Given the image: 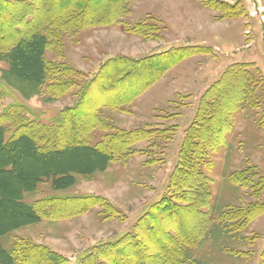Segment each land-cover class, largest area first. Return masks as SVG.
<instances>
[{"label": "rangeland", "instance_id": "obj_1", "mask_svg": "<svg viewBox=\"0 0 264 264\" xmlns=\"http://www.w3.org/2000/svg\"><path fill=\"white\" fill-rule=\"evenodd\" d=\"M208 1L211 0H131L130 12L119 24L93 26L72 34L53 31L51 46L45 53L49 71L57 73L63 65L71 66L83 74L80 79L83 81L92 78L113 58L143 59L185 46L205 47V50L172 65L125 106L127 110L104 107L102 116L117 128L160 127L168 131L167 139L136 146L144 150L153 143L150 155L137 153L89 179L78 176L75 186L64 191L55 192L51 182L44 181L37 191L25 197L29 203L50 196H102L120 211L119 218L104 219L101 208L96 207L68 220L42 221L21 228L17 230L18 237L46 245L75 264L76 259L97 245L133 232L143 215L169 194L170 177L178 163L186 131L194 124L206 92L214 87L209 96L220 97L218 101L223 109H218L219 118L230 122L222 145L212 150L206 147V165L202 169L211 181L209 214L214 219L209 231L194 247H188L186 253L201 264H264V214L237 234L226 230V223L217 219L231 208L264 201V191L254 194V188L244 189L233 181L234 175L242 172L247 177L254 175L253 183L264 177V0ZM36 51L34 46L22 53L17 67L27 80L39 69ZM30 57L36 60V66L27 65ZM7 68L8 63L0 61V71ZM65 75L58 77L66 79ZM0 85V114L11 105L20 104L45 124L54 122L61 110L77 100L76 88L53 102H46L49 98L46 91L25 98L5 83ZM229 109L234 110L232 114ZM101 135L96 133L93 142ZM17 151H8L18 169V176L9 178L11 185L27 182L20 167L28 169L36 167L41 160L51 161L35 158L25 150ZM78 156L95 159L86 152L66 154L54 159L64 161L63 168L49 169L65 174L67 166H82L74 161ZM4 180L5 177H0V185ZM0 196L4 202L0 204L2 227L10 216L22 213L11 206L12 195L3 188ZM186 214L182 218L184 224L190 223Z\"/></svg>", "mask_w": 264, "mask_h": 264}, {"label": "trees", "instance_id": "obj_2", "mask_svg": "<svg viewBox=\"0 0 264 264\" xmlns=\"http://www.w3.org/2000/svg\"><path fill=\"white\" fill-rule=\"evenodd\" d=\"M130 2L131 0H0V61L8 63L7 70L0 71V84L5 83L25 98L46 91L49 96L46 102H53L69 94L72 89H78L75 103L61 110L58 119L50 124L33 118L30 110L20 104L11 105L0 114V177H5L0 190L3 188L12 195L11 206L22 213L14 214V218L10 216L4 226L17 217L21 221L19 225L0 233V264H70L69 258L48 246L13 233L42 221L55 222L82 216L96 207L101 208L104 219H118L120 211L102 196H50L30 203L25 202V196L37 191L44 181H50L55 192L67 190L75 186L78 176L89 179L113 163L124 162L137 153L150 155L155 146L149 143L147 149L138 150V144L167 139L165 135L168 131L160 127L132 130L117 128L102 116L103 109L112 107L127 110L125 106L144 93L172 65L205 50V47L171 48L136 60L113 58L92 78L84 81L80 80L83 74L75 68L63 65L62 70L51 73L46 62L45 53L51 46L50 36L53 31L72 34L93 26L119 24L120 19L129 14ZM208 2L211 3L212 0ZM220 6L227 5L220 3ZM34 46L37 47L35 53L39 69L27 80L19 74L17 67L23 54ZM26 63L36 66L37 62L30 57ZM64 74L68 77L61 80L58 76ZM213 88L206 92L194 124L186 131L178 163L170 177L169 194L143 215L133 232L97 245L76 259L75 264H201L188 256L186 249L199 242L198 239L209 231L214 219L209 214L211 181L202 170L206 165V147L209 146L212 150L222 145L230 124L228 120L222 121L219 118L221 113L218 109L223 107L218 101L220 97L212 99L209 96ZM108 92H113V95ZM233 111L229 109L230 114ZM98 132L102 135L98 141L93 142L94 135ZM10 149H18L17 153L25 150L38 159H51L40 161V164L50 163V166L45 167L43 174L33 173L39 164L37 168L20 167L23 180L27 182L11 185L9 178L17 177L18 169L8 153ZM76 152H86L95 159L78 156L75 162L82 166H67V172L62 175V172L49 169L55 168L56 164L52 166L54 163L61 162L54 159L66 154L75 156ZM80 160L92 161L91 168L82 171L86 166ZM252 177H247L242 172L234 175L233 181L241 188H254V194H260V191H264V177L257 183H253ZM2 203L3 197L0 196V204ZM184 213H187V221L190 220V223L182 222ZM263 214L264 201L257 200L244 207L231 208L217 219L226 223V230L237 234Z\"/></svg>", "mask_w": 264, "mask_h": 264}, {"label": "bare ground", "instance_id": "obj_3", "mask_svg": "<svg viewBox=\"0 0 264 264\" xmlns=\"http://www.w3.org/2000/svg\"><path fill=\"white\" fill-rule=\"evenodd\" d=\"M85 159V158H84ZM89 159V158H88ZM69 160V159H68ZM92 160V159H91ZM75 161V160H74ZM10 162V161H9ZM80 162H82L86 167L84 168V169H82V171H86L88 168H91V163H92V161L91 162H89L88 160H80ZM97 162V161H96ZM99 162V161H98ZM50 163H41V164H39L40 166L38 167V169H36L35 170V172H34V170H33V173H42L43 171H44V169H45V167L47 166V165H49ZM52 164V163H51ZM56 164V165H55ZM65 165V163H63L62 161L61 162H56V163H54L52 166H60V165ZM96 164V163H95ZM50 166V165H49ZM58 166V167H59ZM61 167V166H60ZM59 167V168H60ZM75 167V166H74ZM37 168V167H36ZM63 168V167H62ZM68 168V167H67ZM70 169V168H69ZM49 170V169H48ZM54 171V170H53ZM29 172H30V170H29ZM45 172V171H44ZM57 172V171H56ZM43 174V173H42ZM13 218H14V216H12ZM23 222V221H22ZM21 223V221L19 220V218L17 217V219L15 218L13 221H9L8 222V224L6 225V226H4V227H1L0 228V233H3V232H5V231H7V230H9L10 228H12V227H14V226H17V225H19Z\"/></svg>", "mask_w": 264, "mask_h": 264}, {"label": "crops", "instance_id": "obj_4", "mask_svg": "<svg viewBox=\"0 0 264 264\" xmlns=\"http://www.w3.org/2000/svg\"><path fill=\"white\" fill-rule=\"evenodd\" d=\"M38 187H39V186H38ZM37 190H38V188H37ZM25 197H26V196H25ZM35 200H38V199H33V200H31L30 202H33V201H35ZM30 202H29V203H30ZM27 203H28V202H27ZM16 232H17V233H16ZM16 232H14L13 235L17 236L16 234H18V231H16ZM5 245H7V244L5 243Z\"/></svg>", "mask_w": 264, "mask_h": 264}]
</instances>
